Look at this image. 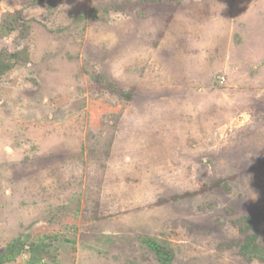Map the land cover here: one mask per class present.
Wrapping results in <instances>:
<instances>
[{
	"label": "rangeland",
	"instance_id": "374dc122",
	"mask_svg": "<svg viewBox=\"0 0 264 264\" xmlns=\"http://www.w3.org/2000/svg\"><path fill=\"white\" fill-rule=\"evenodd\" d=\"M2 29L0 264H264V0H0Z\"/></svg>",
	"mask_w": 264,
	"mask_h": 264
},
{
	"label": "trees",
	"instance_id": "16d2710c",
	"mask_svg": "<svg viewBox=\"0 0 264 264\" xmlns=\"http://www.w3.org/2000/svg\"><path fill=\"white\" fill-rule=\"evenodd\" d=\"M19 17H20V15L15 13V18L12 20V22L15 21L14 27L18 26V23H19L18 18ZM4 29H7V27H4ZM4 29L0 30V32H3ZM15 61H18L17 56L15 54H4V55L0 56V74L3 75V73H6L8 70H10L13 66V62H15ZM255 219H256L255 217H247L246 220L244 222H242V226L246 229V231L248 228V224H251V223L255 224ZM249 229L253 231L252 234H248V236H247L250 240H247L248 239L247 237L244 238V242L242 245L243 247L241 249H242V251L244 250V253H246L247 255H249V256L251 255L254 257V255L259 253L258 247L260 245L255 243L259 237L257 235V230H255L256 228L254 226H252V228H249ZM247 241H249V243L246 244ZM156 248L157 249H155V250L158 253V255L160 256V259H162L164 263L169 264L172 256L170 255L168 250L162 249L159 247H156Z\"/></svg>",
	"mask_w": 264,
	"mask_h": 264
}]
</instances>
